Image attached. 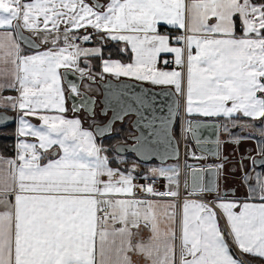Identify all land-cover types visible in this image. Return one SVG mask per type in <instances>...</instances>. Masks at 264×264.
I'll return each mask as SVG.
<instances>
[{"label": "snow or ice", "instance_id": "6c2138e0", "mask_svg": "<svg viewBox=\"0 0 264 264\" xmlns=\"http://www.w3.org/2000/svg\"><path fill=\"white\" fill-rule=\"evenodd\" d=\"M162 26L171 31L162 33ZM22 29L63 46L23 54ZM80 29L92 31L77 36ZM94 37L130 46L121 49L130 50V62L74 43ZM169 53L174 61L161 59ZM81 57H101L102 73L173 85L178 93L186 82V111L228 118L226 132L229 124L243 130L261 122L264 166V0H0V126L18 122L14 156L0 155V264H138L134 257L143 264H242L230 241L264 258V173L254 185L244 174L249 199L261 202L241 203L225 200L214 182L202 186L194 170L190 195H218L213 204L185 198L178 216L176 167L151 169L153 183L137 184L136 165L112 167L93 132L64 115L58 70L77 66L83 77ZM172 62L179 70L157 66ZM68 88L79 94L75 84ZM6 89L17 95L4 96ZM132 148L147 156L156 146L141 136ZM156 178L167 180L165 192L153 187Z\"/></svg>", "mask_w": 264, "mask_h": 264}, {"label": "water", "instance_id": "95a60500", "mask_svg": "<svg viewBox=\"0 0 264 264\" xmlns=\"http://www.w3.org/2000/svg\"><path fill=\"white\" fill-rule=\"evenodd\" d=\"M22 34L26 39L19 41L21 46L31 50L40 48V45L28 33L22 30ZM29 40L34 42L35 47L28 42ZM60 76L66 89L65 98L70 111L72 113L82 112L89 119L102 118L101 122H94L90 126L95 138L99 139L110 135L114 124L122 123L127 119L128 129L133 134L125 138L128 142H117L113 145L112 150L116 155L121 156L128 153L141 163L154 161L164 164L168 161L178 160V142L172 132L178 109V97L172 88L153 87L122 78L114 80L105 77L100 80L94 79L88 74L82 77L73 69H62ZM85 81L94 84L97 90L94 92L86 90ZM69 82L77 86L79 94L69 95ZM138 98L144 99L145 104L141 105ZM73 106L76 107V111H73ZM116 113H119L123 118L117 119ZM9 115L13 114L9 113ZM13 121L8 122L6 126H0V129L9 127ZM98 129H103V131ZM188 135L192 148L197 153L193 162L197 166L187 169L189 191L193 192L194 170L199 174L202 186H207L210 182L217 185L219 168L216 165L207 164L212 160L217 161L219 158L221 161L226 160V157L220 155V152L227 141L223 142V138L219 139L218 123L214 120H190ZM141 136L156 146L154 155H141L132 148V145L137 142V138ZM242 157V159H247L249 156L245 154ZM260 157L261 155L253 157L257 160L256 164H253L251 160L253 166H261ZM213 192L215 191H203V193Z\"/></svg>", "mask_w": 264, "mask_h": 264}, {"label": "crops", "instance_id": "0c3cea01", "mask_svg": "<svg viewBox=\"0 0 264 264\" xmlns=\"http://www.w3.org/2000/svg\"><path fill=\"white\" fill-rule=\"evenodd\" d=\"M61 28H63V25L61 26ZM22 30L24 32L28 33L31 37H33V39L40 45V48L36 49V50L27 49V48L21 46V50H22L23 54H26V55L27 54H33L36 51H45V50H49V49L56 50L57 47L63 46L62 41H58L57 45H55V46L52 45L50 42L51 37H49V42L45 44L42 42L43 34H35L28 29H22ZM90 30L91 29H87V30L80 29L78 31L74 30V32L76 34V33L83 32V31L89 32ZM160 31L163 33L165 31H171V29L167 26H162L160 28ZM79 45L82 48H94V47L101 48V50H102L101 51V57L103 59H109L110 58L113 60H120L123 63H128L131 60L130 50L127 52H121L122 48H125V47L130 48V46H126L123 42H117V41H112V40L99 41V40L95 39V37H94L92 42L79 44ZM173 45L174 46H181V45H176L175 43H173ZM101 57H88V58L81 57L79 59V61L77 62V65L79 68L85 69V72L88 73V75L93 76L94 79H100L101 80L105 77H109L111 79L117 80V79L122 78V79L132 80L135 82H141L143 84H146L148 86H153V87H163V86L170 87L176 93L178 100H179V107L182 111L183 116L185 118H187L188 121L190 119L214 120V121H216L218 123V126H219V134H220L219 139L223 138V142L227 141L225 143V145L223 146L222 151L220 152V155L223 156L225 154L224 152L227 151V147L231 148L233 150V152H232L233 154H232L231 159L237 160V162H234V163H236L238 165L237 169L228 170V173L226 170H224V166L222 169L219 168L218 184H217L218 190H219V195L228 201H238L241 203L245 202V201L254 202V203H260L261 202L258 199L250 200L249 199V188H248L249 183L244 184L243 182L240 183V181H239V179L241 178V170H243V172L248 171V170H252L249 162L245 159H242L243 157L241 155H243V154H241V153H243V152L247 153L248 152V154L250 156L252 154H255V150H256L255 144L259 143L262 139L260 135H252V138H250V139H243V137L247 136L246 133L243 132L242 130H237L236 129L237 127H231L230 124H229L230 131L229 132L224 131L223 126L225 123H228V118L206 117V116H203L202 114L196 113V112L188 113L186 111V82L182 85L183 91L178 93L175 89V86H173V85H155L149 81H139V80H136L132 77H118L117 78V77L112 76L110 74L102 73ZM161 58H167V59H170L171 61H174V54H171V53L162 54ZM157 66L160 67L159 64ZM160 68L162 70H165V71H171L173 69L179 70L177 68V65L174 62H172L171 68H163V67H160ZM62 69H64V68H60L58 70L59 73ZM71 69L80 73L77 70V66H73ZM61 83H62V80H61ZM62 86L64 87L63 83H62ZM84 87H85V89L87 87L88 90L92 91V92L97 90V88L94 84H91V83L87 84L86 81H85ZM65 93H66V89H65ZM2 94L4 96H15V95H17V93L14 90H7V89ZM65 100H66V98H65ZM65 106L68 109V111L66 113H64V115L67 118H70V119L71 118H79L81 120L82 127L88 131H91L90 130V124H88V122H87L88 121L87 116L84 113H82V112L72 113L69 109V104H68L67 100L65 102ZM9 113H12L14 116L16 115V113L12 112L11 110H9ZM30 119H31V122L34 124L39 123V121L35 117L30 118ZM243 122L248 123V124L253 123L251 120H249L247 118H245V120ZM17 123L18 122L16 120H14V122H13V133H12L13 134L12 135L13 136V154H12V156H5V157H13L15 154V144H16L15 129L17 127ZM255 124H256V127L261 126V122H259V121L255 122ZM256 127H255V129H256ZM235 133H237V135ZM237 138H240V139H237ZM252 139H255V142H253ZM230 141L236 142L237 143L236 146H234V143L232 144ZM96 143L98 144L97 140H96ZM196 154L197 153L192 148L188 154H186V155L184 153L182 154L181 165H182V162H183V164L185 163L184 167H186V170L190 166H197V165H193L192 163H190L191 160L193 159V156H195ZM229 155H231V154H229ZM124 161L125 160L121 161L120 159L119 160H110V163H111L112 167H119L121 171H124L125 169H131L132 166L135 165V164H132L133 162H131V161H129L131 163L127 162L128 164L124 163ZM174 163H175V161H174ZM136 166L137 167L135 169V172L133 173V175L136 176L135 183L140 181L142 178H145V176L153 178L150 170L154 169V168L161 167V166L157 167L154 164H138ZM217 167H218V165H217ZM224 171H225V173H223ZM259 173H261V172H259ZM220 175H223V176H221V178H220ZM222 177L223 178L225 177V179L227 178L228 181L225 179H222ZM156 179L164 181V184L162 186V192H165L167 190V187H168V182H166L167 180H164L163 178H156ZM242 179H243V177H242ZM228 183H231V184H228ZM250 183L253 184V180H252V182L250 181ZM179 192H180L179 197L175 198V203L177 204V215L178 216H179V212H180V205H182L185 198L194 199V200L201 201L204 203L213 204L216 200L217 195H218V193L216 191L213 193H210L209 195L202 193V195H205V196H202L200 193L190 195L192 192L189 191L188 186L185 188L182 187ZM238 210L239 209H237V211ZM217 211L219 212L218 209H217ZM219 225L222 229H225V230L228 227V225L226 223V219L222 215L219 216ZM142 235H146V233H143ZM230 246H231V251L234 254V257L237 258L239 261H242V264H249L248 263V257H257V258L261 259L262 262L264 263V258L254 256L252 254L243 253L238 248V246H236L231 241H230ZM134 259L138 261V264H143L142 258L134 257Z\"/></svg>", "mask_w": 264, "mask_h": 264}, {"label": "rangeland", "instance_id": "374dc122", "mask_svg": "<svg viewBox=\"0 0 264 264\" xmlns=\"http://www.w3.org/2000/svg\"><path fill=\"white\" fill-rule=\"evenodd\" d=\"M86 89L88 90V88L86 87ZM87 122H88V124H90V123H94V120H95V118H93V119H89V118H87ZM98 122V121H97ZM259 127H261V126H259ZM259 127H256V128H259ZM237 130H242L239 126H237V128H236ZM7 130L8 129H1V132H7ZM112 130H113V133L115 134L116 132H117V126L116 125H114V127L112 128ZM243 132H245L246 133V135H248V133L249 132H251V133H253V135H260L257 131H256V129L255 128H251V127H245L243 130H242ZM236 135H237V133H235ZM185 137H186V139H184V142H183V153L186 155V154H188L189 152H190V150H191V145H190V143H189V139H187V135H185ZM122 139V138H121ZM118 140V138L115 140V142H113V144L114 143H117L116 141ZM253 140V142H255V139H252ZM261 142V141H260ZM259 142V143H260ZM259 143H256L255 144V147H256V150H255V154H252L251 156L248 154V152L247 153H245V152H243V153H241V154H243V155H245V154H248L249 155V157L247 158V161L249 162V164H250V167L252 168V170H248V171H244L243 172V170H241V178L239 179V181H240V183L241 182H243L244 184H247V182H245L244 181V179H242V177H244V174L245 173H248L251 177H252V180H253V185L255 184V176H256V174L257 173H259V172H261V173H264V166H259V167H254V166H252V162H251V158H253L254 156H259V155H262L261 154V152H260V150H259V147H258V144ZM236 142L234 143V146H236ZM233 152V150L231 149V150H229L228 151V153L229 154H233L232 153ZM245 153V154H244ZM107 154H108V156H109V159L110 160H119V158L120 157H118V156H116V155H113V154H110V153H108L107 152ZM229 154H227L228 155V158L226 159V160H224V161H221L220 160V158L219 159H217V161H215L216 163H217V165L219 166V165H223L224 166V170H226L227 171V173H228V170H234V169H237V164L236 163H234V162H237V160H235V159H231V155H229ZM102 155H104L103 154V152H102ZM106 155V154H105ZM126 155H128V154H126ZM243 155H241V156H243ZM229 159V160H228ZM124 163H131V162H133L132 164H135V165H138L137 163L138 162H136V161H134V160H132V158H126V157H124ZM129 161H131V162H129ZM233 162V163H232ZM246 162V161H245ZM127 163V164H128ZM150 164H154L155 166H161V167H176L177 169H178V171H179V175L181 176V181H182V187L183 188H185V184H187V170H186V167H184V165H185V163L183 164V162H182V165H179V162L178 161H175V163L174 162H166V163H164V165L163 164H158V163H150ZM179 166H180V169H181V167H182V170H180L179 169ZM249 166V165H248ZM259 169V170H258ZM223 173H225V171L223 172ZM221 176H223V175H220V178H221ZM240 176V175H239ZM164 180H166L165 178H163ZM222 179H225V177L223 178L222 177ZM225 180H227V178L225 179ZM252 180H251V182H252ZM228 181V180H227ZM167 182V181H166ZM225 184V183H224ZM228 184H231V183H228ZM249 188V187H248ZM201 195H202V193H200ZM207 195V194H206ZM209 195V194H208ZM202 196H205V195H202Z\"/></svg>", "mask_w": 264, "mask_h": 264}, {"label": "trees", "instance_id": "16d2710c", "mask_svg": "<svg viewBox=\"0 0 264 264\" xmlns=\"http://www.w3.org/2000/svg\"><path fill=\"white\" fill-rule=\"evenodd\" d=\"M125 125L121 128L123 131H125L127 128ZM5 129H8L7 132H1V129H0V155L12 156V154H13V136H12L13 135L12 134L13 133V124L10 125L9 127L5 128ZM173 133L174 134L177 133L176 125L173 127ZM117 137L118 136L116 134H112V135H107V136H104L102 138L96 139L98 142V145L102 146V148L105 149V151H103L104 155L106 154L108 156L107 152L115 155L112 152V145H113V142H115ZM118 157H120V156H118ZM124 157L132 158V160L136 161L131 154L125 155V156H123V158ZM136 162H138V161H136ZM138 163L142 164L140 162H138ZM248 263L249 264H264L262 262V260L257 258V257H248Z\"/></svg>", "mask_w": 264, "mask_h": 264}, {"label": "built area", "instance_id": "2783aa9c", "mask_svg": "<svg viewBox=\"0 0 264 264\" xmlns=\"http://www.w3.org/2000/svg\"><path fill=\"white\" fill-rule=\"evenodd\" d=\"M90 31H92V30H90ZM89 31V32H90ZM88 32H79V33H77L76 35L77 36H81V35H84V34H87ZM175 34H177V33H175ZM175 34H173V35H175ZM90 42H92V40H90V41H87V42H85V41H83V40H80V39H78V40H76V41H74V43H77V44H84V43H90ZM173 43H175L174 41H173ZM162 60H168V61H171V60H169V59H167V58H162ZM159 65H160V67H165V68H169V67H171L172 66V63H169L167 66H165L163 63H159ZM181 123H180V128H179V133H180V139L182 138V135H183V133H184V131H185V129H184V127L182 126V120L180 121ZM137 184H144V185H146V184H152L153 183V178H148V179H142V180H140V181H138V182H136ZM162 186H163V181H161V180H156L155 179V183L153 184V187L158 191V192H162ZM137 195L138 196H141V197H144L145 196V194L144 193H141V192H139V191H137ZM147 198H153V197H147Z\"/></svg>", "mask_w": 264, "mask_h": 264}, {"label": "flooded vegetation", "instance_id": "af4514ba", "mask_svg": "<svg viewBox=\"0 0 264 264\" xmlns=\"http://www.w3.org/2000/svg\"><path fill=\"white\" fill-rule=\"evenodd\" d=\"M87 84H89L87 81H86ZM97 115V114H96ZM102 120H100L99 122H101ZM125 121L123 120L122 123H118V124H115L117 126V132L115 133L118 137V140L116 142H128L125 138L127 136H131L133 134V132H131L128 127H127V130L123 131L121 128L125 125ZM126 126V125H125ZM114 127V126H113ZM113 132V130H112ZM113 134V133H112ZM122 138V139H121ZM231 150V148H228L227 147V151L224 152L225 154L223 156H225L226 158L228 157V151ZM232 157V155H231Z\"/></svg>", "mask_w": 264, "mask_h": 264}]
</instances>
